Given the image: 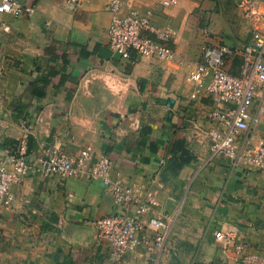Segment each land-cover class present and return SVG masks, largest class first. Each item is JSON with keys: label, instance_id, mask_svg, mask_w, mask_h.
Returning <instances> with one entry per match:
<instances>
[{"label": "crops", "instance_id": "0c3cea01", "mask_svg": "<svg viewBox=\"0 0 264 264\" xmlns=\"http://www.w3.org/2000/svg\"><path fill=\"white\" fill-rule=\"evenodd\" d=\"M25 1L36 6L31 16H0V154L24 134L36 152L75 154L90 144L96 156L110 155L113 178L162 186L159 210L171 229L165 251L140 245L112 258L96 226L118 211L109 186L87 174H31L13 185L14 204L0 206V264H237L235 247L215 238L230 223L240 225L235 242L264 254V169L211 152L209 113L218 104L189 79L210 44L234 48L227 66L241 75L243 47L264 31V15L246 16L239 0H123L170 25L175 52L123 58L109 47L112 0ZM245 135L252 145L264 135V111ZM178 137L196 159L174 174Z\"/></svg>", "mask_w": 264, "mask_h": 264}, {"label": "built area", "instance_id": "2783aa9c", "mask_svg": "<svg viewBox=\"0 0 264 264\" xmlns=\"http://www.w3.org/2000/svg\"><path fill=\"white\" fill-rule=\"evenodd\" d=\"M74 1L69 0V4L73 5ZM260 1L264 0H239L238 6L246 16L260 19L264 15ZM161 2L164 6H171L179 0ZM110 9L113 16L109 26V47L113 53L129 58L134 50L141 56L173 59L175 52L168 45L174 34L170 25H158L149 13L142 12L130 1L112 0ZM35 10L33 2L0 0V16L28 17ZM243 50V73L238 75L227 66L228 56L234 48L224 44L205 45L203 59L189 79L204 86L218 104L209 113L214 123L210 131L211 152L229 158L235 165L253 164L264 169V135L258 137L255 145L245 138V132L257 114L264 111V31L255 29ZM28 136L24 134L20 138L17 148L0 154V206L14 204L13 185L22 183L31 174L62 178L87 174L100 178L109 186L118 208L116 213L96 220L98 238L107 244L110 257L119 259L140 245L158 253L169 248L167 238L171 221L159 210L162 186L146 187L137 181L113 178L110 155L96 156L90 144L75 154L59 147L36 152L29 149ZM240 230V225L230 223L217 230L215 238L225 246L232 244L235 247L236 253L240 254L237 264H264V254L252 244L235 242Z\"/></svg>", "mask_w": 264, "mask_h": 264}, {"label": "rangeland", "instance_id": "374dc122", "mask_svg": "<svg viewBox=\"0 0 264 264\" xmlns=\"http://www.w3.org/2000/svg\"><path fill=\"white\" fill-rule=\"evenodd\" d=\"M2 16V15H1ZM185 139L178 137L171 144L170 158L168 162V167L170 171L174 174H178L181 170L186 167L185 165L191 163L196 157L195 154L189 149L185 143ZM178 205L181 208L185 203V198H178Z\"/></svg>", "mask_w": 264, "mask_h": 264}, {"label": "trees", "instance_id": "16d2710c", "mask_svg": "<svg viewBox=\"0 0 264 264\" xmlns=\"http://www.w3.org/2000/svg\"><path fill=\"white\" fill-rule=\"evenodd\" d=\"M29 137V136H28ZM30 138V137H29ZM31 150V148H29Z\"/></svg>", "mask_w": 264, "mask_h": 264}]
</instances>
